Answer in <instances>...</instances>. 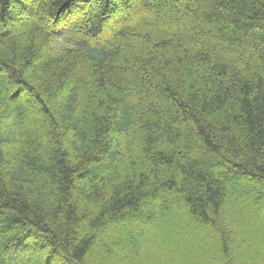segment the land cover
<instances>
[{"label":"trees","instance_id":"obj_1","mask_svg":"<svg viewBox=\"0 0 264 264\" xmlns=\"http://www.w3.org/2000/svg\"><path fill=\"white\" fill-rule=\"evenodd\" d=\"M0 264H264V0H0Z\"/></svg>","mask_w":264,"mask_h":264}]
</instances>
